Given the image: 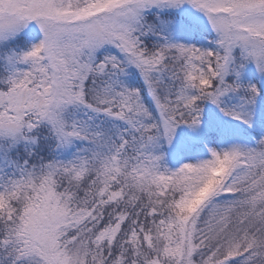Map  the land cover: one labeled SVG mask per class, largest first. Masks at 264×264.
<instances>
[{"label":"snow or ice","instance_id":"obj_1","mask_svg":"<svg viewBox=\"0 0 264 264\" xmlns=\"http://www.w3.org/2000/svg\"><path fill=\"white\" fill-rule=\"evenodd\" d=\"M0 264H264V0H0Z\"/></svg>","mask_w":264,"mask_h":264}]
</instances>
